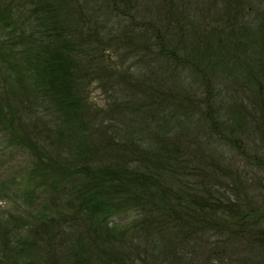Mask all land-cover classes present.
<instances>
[{
    "label": "trees",
    "instance_id": "obj_1",
    "mask_svg": "<svg viewBox=\"0 0 264 264\" xmlns=\"http://www.w3.org/2000/svg\"><path fill=\"white\" fill-rule=\"evenodd\" d=\"M0 65L39 199L0 264H264V0H0Z\"/></svg>",
    "mask_w": 264,
    "mask_h": 264
},
{
    "label": "rangeland",
    "instance_id": "obj_2",
    "mask_svg": "<svg viewBox=\"0 0 264 264\" xmlns=\"http://www.w3.org/2000/svg\"><path fill=\"white\" fill-rule=\"evenodd\" d=\"M112 58L114 62L121 63L119 57L113 56ZM18 89V85L14 78L10 76V72H7V69L3 65H0L1 102L6 109H8L7 104H9L14 111L17 108L18 110H22L20 114L28 124L32 123L30 128L33 129V121L36 118V113L31 111V107L36 108V104L32 105L29 103V99L32 100L29 96L23 100L20 96L21 90ZM89 96L94 102H98L104 107L107 106L104 95H102L99 89L91 86ZM23 104L31 105L29 106V111L23 108ZM8 139L9 135L7 132H0V221H3L5 228L9 230L12 228V223L15 222L14 220H30L32 213L38 212L39 199H33L26 192V178L30 167V155L25 149L10 144ZM263 141L264 139L258 136L256 143L253 144L257 148L264 150ZM239 171H243L241 182L247 181L254 188H258V191H264V169L250 163L246 165V162L243 161L239 164Z\"/></svg>",
    "mask_w": 264,
    "mask_h": 264
}]
</instances>
